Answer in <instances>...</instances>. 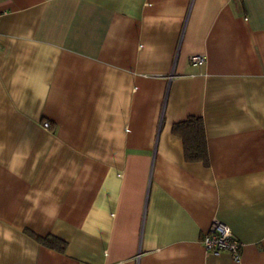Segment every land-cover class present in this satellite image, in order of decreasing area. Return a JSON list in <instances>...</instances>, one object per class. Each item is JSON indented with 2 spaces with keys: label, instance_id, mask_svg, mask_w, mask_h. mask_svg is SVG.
<instances>
[{
  "label": "crops",
  "instance_id": "1",
  "mask_svg": "<svg viewBox=\"0 0 264 264\" xmlns=\"http://www.w3.org/2000/svg\"><path fill=\"white\" fill-rule=\"evenodd\" d=\"M0 264H264V0H0Z\"/></svg>",
  "mask_w": 264,
  "mask_h": 264
},
{
  "label": "trees",
  "instance_id": "2",
  "mask_svg": "<svg viewBox=\"0 0 264 264\" xmlns=\"http://www.w3.org/2000/svg\"><path fill=\"white\" fill-rule=\"evenodd\" d=\"M173 134L179 136L183 142L184 159L187 162H202L208 165V151L204 123L200 116L190 115L186 119L173 124ZM33 237L42 244L63 251L65 241L60 238L47 235L45 237L35 235L29 232Z\"/></svg>",
  "mask_w": 264,
  "mask_h": 264
},
{
  "label": "built area",
  "instance_id": "3",
  "mask_svg": "<svg viewBox=\"0 0 264 264\" xmlns=\"http://www.w3.org/2000/svg\"><path fill=\"white\" fill-rule=\"evenodd\" d=\"M189 62L193 65H201L205 62V56L203 55H191ZM45 127L49 125V122L45 121L43 124ZM203 246L206 251L211 253H219L222 251H229L233 259L239 258L240 242L233 235L230 227L217 219H214L202 239Z\"/></svg>",
  "mask_w": 264,
  "mask_h": 264
}]
</instances>
